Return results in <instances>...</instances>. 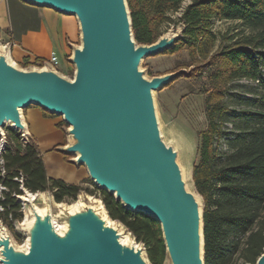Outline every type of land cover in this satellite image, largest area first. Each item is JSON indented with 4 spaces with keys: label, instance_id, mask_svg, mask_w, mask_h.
I'll list each match as a JSON object with an SVG mask.
<instances>
[{
    "label": "water",
    "instance_id": "1",
    "mask_svg": "<svg viewBox=\"0 0 264 264\" xmlns=\"http://www.w3.org/2000/svg\"><path fill=\"white\" fill-rule=\"evenodd\" d=\"M22 1L75 16L80 38L69 43L72 75L49 61L24 66L13 59L11 44H0L2 147L8 129L24 141L32 138L24 114L29 106L62 116L67 142L56 150L85 166L96 187L125 209L160 223L164 264H205L204 199L193 168L188 179L179 161L186 143L164 137L155 101V92L187 72L149 78L141 68L145 58L173 49L185 24L143 44L134 37L127 0ZM15 197L23 218L14 226L25 241L20 244L0 218V264H152L146 245L110 216L103 200L80 192L75 202L81 204L72 212L50 191H30L24 179ZM127 234L135 245L122 242ZM247 264H264V252Z\"/></svg>",
    "mask_w": 264,
    "mask_h": 264
},
{
    "label": "trees",
    "instance_id": "2",
    "mask_svg": "<svg viewBox=\"0 0 264 264\" xmlns=\"http://www.w3.org/2000/svg\"><path fill=\"white\" fill-rule=\"evenodd\" d=\"M127 1L135 39L151 44L164 33L161 26L170 19L168 14L180 10L186 0ZM182 13L184 36L166 53L187 46L196 61L200 58L195 76L207 78L210 84L205 102L208 125L201 133L199 160L193 166V181L205 205V264H234L239 249L247 263H255L264 252V0H191ZM213 18L239 21L249 33L215 51L217 36L210 29ZM240 80L257 82L261 92L245 97L244 107L235 111L226 97L230 86ZM234 115L239 116L241 125L231 121ZM228 124L236 127L230 129ZM7 135L3 153L6 174L0 175V183L9 191L0 200L5 208L0 218L8 227L13 229L14 222L23 218L22 205L13 196L20 193V183L15 180L20 174L30 191H50L57 202L76 200L83 190L92 193L81 185L49 177L34 138L24 141L11 129ZM222 140L227 151L221 150ZM103 194L110 216L146 245L152 264H164L166 248L160 223L144 213L125 209L106 191ZM242 236L246 237L244 248ZM16 240L21 242L22 236L16 235Z\"/></svg>",
    "mask_w": 264,
    "mask_h": 264
},
{
    "label": "rangeland",
    "instance_id": "3",
    "mask_svg": "<svg viewBox=\"0 0 264 264\" xmlns=\"http://www.w3.org/2000/svg\"><path fill=\"white\" fill-rule=\"evenodd\" d=\"M189 3H191V0L184 1L180 10L168 14L170 19L162 24V32H167L171 28L178 29L182 26V12ZM210 29L217 36L215 51L237 41L241 35L249 33V29L243 27L239 21L219 20L216 18L212 19ZM237 34L240 36L237 37ZM232 37L236 38L232 39ZM199 61L200 58L198 57L196 61L187 46H184L183 49L174 53L147 57L141 63L142 70L145 71L146 76L149 78L179 69H185L187 72L162 90L155 92V101L164 137L168 140L169 135L177 136L186 143L187 150L184 154L185 156L181 155L179 161L182 168L187 171L186 174L188 179L192 173L194 164L199 160L198 146L201 133L208 125L205 102L209 94L210 84L207 78H197V76H195L198 71L197 67L199 66ZM58 68L65 74H68L71 70L74 71L73 65L66 59H61ZM203 83H205V86H203ZM257 85V82L253 83L249 80L234 82L232 86H230V94L226 97L230 106L235 109V111L242 109L244 107L242 103L245 97H250L252 95L251 93L257 94L261 92V89H258ZM48 116L56 119L58 128L64 133V138L61 142L65 144L67 142V136L65 134L67 124L64 122L63 117L59 115ZM231 119L233 123L241 125L239 116L237 117L234 115ZM232 127L234 129L236 126L228 124V128L232 129ZM219 145H221L222 151L228 150L224 140H222ZM47 165L51 171L60 173L66 177L74 178L79 175L80 181L78 185L92 192L90 193L83 190L82 193L103 200V190L96 187L94 182L90 179L85 166L76 167L74 165L75 168L72 169L75 170H67L69 169L68 164H64L60 158L54 157L53 154L47 157ZM63 203L73 205L76 202L74 199L68 198ZM8 228L15 239L16 235H21L15 226H13V229L10 227ZM24 241L25 237L22 236L20 244ZM241 241V248H244L246 237L242 236ZM242 255V249H239L234 254V264H247V260H245Z\"/></svg>",
    "mask_w": 264,
    "mask_h": 264
},
{
    "label": "crops",
    "instance_id": "4",
    "mask_svg": "<svg viewBox=\"0 0 264 264\" xmlns=\"http://www.w3.org/2000/svg\"><path fill=\"white\" fill-rule=\"evenodd\" d=\"M80 31L75 16L59 13L47 7L30 5L22 0H0V44H11L12 57L18 63H39L47 60L52 51L61 59L71 54L70 42H79ZM32 138L39 146L49 177L78 184L79 175L66 177L49 169L47 157L52 154L73 171L74 165L54 150L62 145L64 133L58 128L56 119L46 115L38 106L24 110Z\"/></svg>",
    "mask_w": 264,
    "mask_h": 264
},
{
    "label": "built area",
    "instance_id": "5",
    "mask_svg": "<svg viewBox=\"0 0 264 264\" xmlns=\"http://www.w3.org/2000/svg\"><path fill=\"white\" fill-rule=\"evenodd\" d=\"M46 61H49L57 69H59L58 66L60 64V59H59L58 54H57L56 51H52L50 53L49 58ZM31 64L43 65V64H40V63H36V62L35 63H31ZM5 149H6V147H2V145L0 143V175L1 176H4L6 174L5 160H4V156H3V153H4ZM22 179H23V175L22 174H20V176L15 178V180L18 181L19 183L21 182ZM7 191H9V188L7 186H5L3 183H0V200H4L5 199L3 194H4V192H7ZM13 196H16V194L14 193ZM4 209H5L4 206L0 203V213L2 211H4Z\"/></svg>",
    "mask_w": 264,
    "mask_h": 264
},
{
    "label": "bare ground",
    "instance_id": "6",
    "mask_svg": "<svg viewBox=\"0 0 264 264\" xmlns=\"http://www.w3.org/2000/svg\"><path fill=\"white\" fill-rule=\"evenodd\" d=\"M80 204H81V200H79V201L76 202L75 204L71 205V206H70L71 211H72V212L76 211L77 208L80 206ZM40 213H41L42 215L44 214L43 211H40ZM106 221H107V223H108L109 225H114V222H112L111 220H106ZM26 224H27L28 227H31V225H32V221L27 220ZM121 240H122V242H123L124 244H130V243H132V240H131V238L129 237L128 234L125 235V236H123V239H121ZM132 244L135 245L134 242H133ZM132 244H131V245H132Z\"/></svg>",
    "mask_w": 264,
    "mask_h": 264
}]
</instances>
